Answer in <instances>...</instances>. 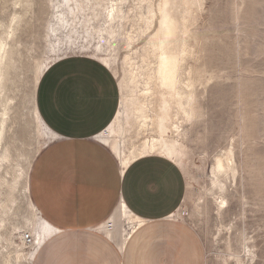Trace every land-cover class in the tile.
<instances>
[{"label": "rangeland", "instance_id": "1", "mask_svg": "<svg viewBox=\"0 0 264 264\" xmlns=\"http://www.w3.org/2000/svg\"><path fill=\"white\" fill-rule=\"evenodd\" d=\"M139 2L125 1L117 36L102 39L93 28L106 27V16L90 28L72 25L65 0H0V264H29L31 244L23 236L41 231L29 224L22 178L37 149L51 140L35 113L40 72L57 60L86 55L114 76L115 68L130 72L136 65L153 73L159 53L143 37L146 3ZM179 5V88L195 109L183 136L175 134L187 196L174 221L192 252L189 264H264V0ZM126 90L120 89L121 97L131 95ZM125 124H116L118 133L128 129L125 144L151 139ZM218 157L225 171L216 170Z\"/></svg>", "mask_w": 264, "mask_h": 264}, {"label": "crops", "instance_id": "2", "mask_svg": "<svg viewBox=\"0 0 264 264\" xmlns=\"http://www.w3.org/2000/svg\"><path fill=\"white\" fill-rule=\"evenodd\" d=\"M36 94L51 140L32 162L29 195L54 232L32 264H189L174 221L187 196L182 168L160 154L123 167L97 137L120 111L112 70L95 57L69 56L43 72ZM123 205L133 220L112 236L105 225Z\"/></svg>", "mask_w": 264, "mask_h": 264}, {"label": "bare ground", "instance_id": "3", "mask_svg": "<svg viewBox=\"0 0 264 264\" xmlns=\"http://www.w3.org/2000/svg\"><path fill=\"white\" fill-rule=\"evenodd\" d=\"M125 1L127 0H65V5L68 13L72 17V25L75 26H77L79 22H83V27L88 26L90 28L92 21L106 16V27L93 28L95 31L100 32L101 38L104 39L106 35L114 34L115 36V33H118V31L115 30V24L117 22L121 23L122 19H126V16L123 15L124 8H122ZM193 1L194 0H140L139 2L146 3L145 6H142V9L145 8V12H142L141 9L142 17L143 15L146 16V18H141L143 21H146L145 27L142 29L143 37H145L149 47L152 50L155 48L154 50L159 53L158 63L157 66L154 67L153 73L143 72V66L141 65L132 67L130 72H126L127 70L123 72L122 69V72L119 70L117 71L115 68V75L118 78L120 89L123 88L126 90L127 87H129L132 93L129 97H127L128 95H122L120 100L121 103H119L121 111L118 113L109 129L97 136L107 144L116 140V144L113 148L118 152L123 167H127L130 162L137 158L151 154L163 155L171 161H176L180 156V153L176 150L175 142L178 138L175 136H183L184 122L192 118L195 107L192 103H189V100L184 98L183 89L179 88L180 59L174 54L176 47L174 41H176L175 39L177 37L175 33H177V30H180L179 14H177L178 11L176 9L178 7L181 8V5H179L180 2H182L185 7H189ZM137 7L140 6L137 5ZM63 16L64 15H62V18ZM72 31L78 35L80 34L74 29ZM131 35H128L129 40L132 39ZM147 53L148 51L146 50L142 56L143 59L146 58ZM98 56L103 59L99 54ZM49 65L50 64H47L40 72L37 78L38 83L41 75L48 69ZM142 81L143 84L139 87ZM127 93L129 92L127 91ZM35 109L38 124H41L44 130L48 132L49 129L46 124H44L37 106H35ZM120 117L122 118L120 119ZM120 120L129 124L128 126H133L136 136L141 133H150L151 139L146 140L144 137L139 145H137V142H132L129 145L125 144L128 129L125 128V130H121L120 133L116 131V124L120 122ZM120 137L122 139H120ZM38 151L39 149H37L36 152ZM7 157L8 156L5 154L2 155V159H6ZM33 160L29 162L28 166L24 169L25 171L22 172V178L24 179L23 193L33 215V218L29 220V224H31L33 228H39L41 231L38 235L36 234L37 236H35V238L32 233L29 232L32 236V241L29 243L25 239L26 234L23 236V241L29 246L31 244V249L27 253L29 264H32L37 250L42 246L41 244L54 232L53 228L43 220L41 215H39V212L30 200V187L28 181ZM215 168L219 172L226 170V164L221 157H218L216 160ZM130 214L131 213L127 211L124 205L118 210L114 218L105 225L110 235H117L118 229H115L117 226L125 233L124 231L127 229L125 222L133 220ZM133 228H131V230H133ZM126 237H128V233ZM21 257L22 254L19 253L17 258L20 259Z\"/></svg>", "mask_w": 264, "mask_h": 264}, {"label": "built area", "instance_id": "4", "mask_svg": "<svg viewBox=\"0 0 264 264\" xmlns=\"http://www.w3.org/2000/svg\"><path fill=\"white\" fill-rule=\"evenodd\" d=\"M25 239L27 240L28 243L31 242V241H32V236H31V234H29V233L26 234Z\"/></svg>", "mask_w": 264, "mask_h": 264}]
</instances>
